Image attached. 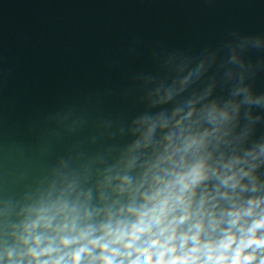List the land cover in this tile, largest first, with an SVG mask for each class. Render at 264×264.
Returning <instances> with one entry per match:
<instances>
[{"label": "water", "instance_id": "95a60500", "mask_svg": "<svg viewBox=\"0 0 264 264\" xmlns=\"http://www.w3.org/2000/svg\"><path fill=\"white\" fill-rule=\"evenodd\" d=\"M201 159L193 212L264 198V0H0V264L36 209L130 223Z\"/></svg>", "mask_w": 264, "mask_h": 264}, {"label": "clouds", "instance_id": "9594fccd", "mask_svg": "<svg viewBox=\"0 0 264 264\" xmlns=\"http://www.w3.org/2000/svg\"><path fill=\"white\" fill-rule=\"evenodd\" d=\"M210 119L216 116L210 114ZM208 175L206 162L197 160L151 197L155 203L130 223L78 229L74 209L59 201L42 206L23 228L24 251H8L5 258L8 264H21L22 259L28 264H264V198L244 204L233 199L220 210L219 201L205 209L215 200L205 195L193 212V191ZM212 175L219 180L218 188L239 185L231 166ZM219 195L228 198L227 192ZM57 219L61 222L52 229Z\"/></svg>", "mask_w": 264, "mask_h": 264}]
</instances>
